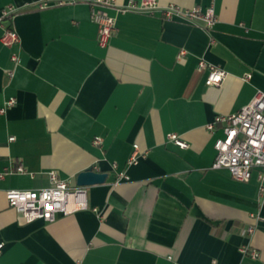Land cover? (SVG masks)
Returning a JSON list of instances; mask_svg holds the SVG:
<instances>
[{
  "label": "crops",
  "instance_id": "0c3cea01",
  "mask_svg": "<svg viewBox=\"0 0 264 264\" xmlns=\"http://www.w3.org/2000/svg\"><path fill=\"white\" fill-rule=\"evenodd\" d=\"M43 1L52 5L41 9ZM57 1L0 0V108L17 100L0 115V175L14 171L0 178V264H264L257 173L239 182L212 169L224 125L208 129L264 93V0L110 10L118 31L105 48L87 3ZM129 1L141 0L118 5ZM171 4H214L218 22L208 31L165 19ZM9 7L16 12L2 21ZM9 27L21 40L13 48L1 42ZM201 60L227 72L221 87L206 85ZM134 145L145 157L130 166ZM89 168L107 181L86 187L87 210L27 224L7 202L9 190L48 187L50 171L79 187ZM119 173L129 179L117 183ZM249 227L255 232L244 234Z\"/></svg>",
  "mask_w": 264,
  "mask_h": 264
},
{
  "label": "built area",
  "instance_id": "2783aa9c",
  "mask_svg": "<svg viewBox=\"0 0 264 264\" xmlns=\"http://www.w3.org/2000/svg\"><path fill=\"white\" fill-rule=\"evenodd\" d=\"M85 2L91 10V19L98 26V43L105 48L110 39L117 33V17L109 14L110 10L117 15L129 12H145L153 14L159 9L158 0H141L140 2L129 1L124 5H118V0H58L54 3L56 6H64ZM52 4L43 1L39 8L44 9ZM16 12L15 8L9 7L2 11V21L10 19ZM162 15L165 19L179 18L185 21L201 24L205 29L211 31L218 22V16L215 12L214 4L206 9L200 6L183 9L177 5L171 4L162 9ZM20 35L12 28H6L1 37V42L8 48H13L20 43ZM184 54V52H182ZM11 60L19 65L20 57L17 54L11 56ZM200 71H207L206 85L208 87L219 88L227 76V72L221 67L209 64L201 60L198 66ZM13 76L14 73H9ZM247 79L249 77H246ZM17 104L15 98L8 100L0 108V115H4L7 110ZM223 124V136L218 138L214 144L216 151L215 160L212 169H226L230 172L232 178L239 182H248L254 173H257L259 182V194L264 199V93L259 91L253 101L243 107L239 112L226 117H218L214 123L208 126L210 131H214L218 124ZM15 138L11 137L10 141ZM168 140L184 149L187 143L182 141L178 135L169 134ZM95 144H101V139L96 138ZM138 145H134V152L131 154L128 165H135L145 154H139ZM116 169L117 165H113ZM14 171L9 169L7 173L0 175L4 178L6 174H12ZM17 172L26 173L24 167H19ZM49 186L36 190H9L6 192V198L9 206L13 208L19 217L27 224L37 220H43L52 223L56 220L58 214L65 216L73 215L79 211L89 209L87 190L85 187H71L67 180L59 177L56 171H50ZM123 179H129L124 173H119L117 183ZM264 223V218H259ZM255 232V227H249L244 234L251 235ZM4 244L0 243V253ZM243 253L249 254L252 259H258L257 251L243 249Z\"/></svg>",
  "mask_w": 264,
  "mask_h": 264
},
{
  "label": "water",
  "instance_id": "95a60500",
  "mask_svg": "<svg viewBox=\"0 0 264 264\" xmlns=\"http://www.w3.org/2000/svg\"><path fill=\"white\" fill-rule=\"evenodd\" d=\"M107 181V174L95 172L89 168L81 172L77 177V186L90 187L94 185H101Z\"/></svg>",
  "mask_w": 264,
  "mask_h": 264
}]
</instances>
